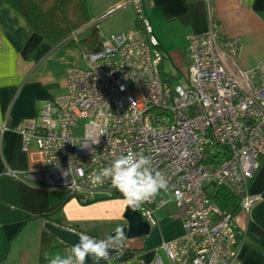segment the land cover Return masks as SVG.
<instances>
[{
  "label": "built area",
  "instance_id": "2783aa9c",
  "mask_svg": "<svg viewBox=\"0 0 264 264\" xmlns=\"http://www.w3.org/2000/svg\"><path fill=\"white\" fill-rule=\"evenodd\" d=\"M202 1L211 14L212 0ZM128 8L138 29L98 33L101 49L84 56L85 69L67 72L66 93L17 128L30 170L9 175L87 206L96 197L122 195L110 180L93 185L92 172L120 155L142 153L168 180V191L160 193L172 196L184 221L180 237L155 249V264H164L160 252L168 264H245L235 216L216 198L229 193L246 215L263 199L250 196L249 186L264 158V62L242 71L241 40L221 38L210 28L187 36V68L171 85L163 77V56L144 0H128L117 10ZM167 204L155 197L137 209L156 227L155 213ZM71 250L64 247V256ZM115 250L109 264L125 256L122 248Z\"/></svg>",
  "mask_w": 264,
  "mask_h": 264
},
{
  "label": "crops",
  "instance_id": "0c3cea01",
  "mask_svg": "<svg viewBox=\"0 0 264 264\" xmlns=\"http://www.w3.org/2000/svg\"><path fill=\"white\" fill-rule=\"evenodd\" d=\"M144 8L160 50H165L162 55L167 56L176 73L172 77L163 72V76H171L174 83L187 68V36L210 28L221 38L241 40L238 65L242 71L253 70L264 62V0H212L211 14L202 0H144ZM98 33L101 31L93 26L80 35L84 36L82 40L77 37L79 42L93 35L91 46L78 48L41 40L29 52L32 31L25 19L7 6L0 10V264H49L54 256H64V247L51 240L44 229L46 223L97 240L109 238L121 226L125 208L115 222L95 229L98 236L85 233L78 220L83 208L68 194L29 185L9 175L30 170L17 128L34 122L48 102L66 93L67 65L86 67L81 53L101 49ZM60 63L65 66L62 78L56 77ZM249 194L263 199L249 215L236 214L238 234L243 241L245 264H264V158ZM156 200L168 203L155 213L158 226L151 227L149 236L125 240L122 249L130 254V259L117 264H155V249L182 235L184 221L172 196L159 193ZM159 255L168 264L165 255Z\"/></svg>",
  "mask_w": 264,
  "mask_h": 264
},
{
  "label": "clouds",
  "instance_id": "9594fccd",
  "mask_svg": "<svg viewBox=\"0 0 264 264\" xmlns=\"http://www.w3.org/2000/svg\"><path fill=\"white\" fill-rule=\"evenodd\" d=\"M89 180L93 185L110 180L127 205L134 210L144 203L151 202L161 191L167 192L169 188L166 177L155 171L151 158L142 153L129 152L127 155H120L110 166L99 172H92ZM120 240L122 237L119 235L117 238L100 240L83 235L80 242L73 246L70 255H56L49 264H86L88 259H91L93 264H100L101 260L107 261L109 250Z\"/></svg>",
  "mask_w": 264,
  "mask_h": 264
},
{
  "label": "trees",
  "instance_id": "16d2710c",
  "mask_svg": "<svg viewBox=\"0 0 264 264\" xmlns=\"http://www.w3.org/2000/svg\"><path fill=\"white\" fill-rule=\"evenodd\" d=\"M5 6L21 15L29 25L32 31L27 45L29 52L41 40L53 45H76L78 48L93 44V35L83 41L66 42L72 35L91 24L88 0H0V10ZM216 203L223 211L233 216L240 212V200L227 192L219 193ZM128 259L130 254L125 253L118 263H124Z\"/></svg>",
  "mask_w": 264,
  "mask_h": 264
},
{
  "label": "rangeland",
  "instance_id": "374dc122",
  "mask_svg": "<svg viewBox=\"0 0 264 264\" xmlns=\"http://www.w3.org/2000/svg\"><path fill=\"white\" fill-rule=\"evenodd\" d=\"M127 1L128 0H88V7L91 16V24H90L92 25L91 27L93 26L97 27L98 30H100L101 33H103L106 36L116 35V34L132 31L133 29H138L139 25L138 23L136 24V14L132 8H128L121 12L116 11L114 15L102 19V17H104L110 10L114 9L120 4H125ZM135 25L137 26L135 27ZM83 30H86V28ZM91 31H89L87 35H89ZM95 33L97 32L95 31ZM83 38L84 36L82 37L79 36L78 39L82 40ZM70 39L71 38H69L66 42H68ZM162 49H161V53L164 55L165 53L163 52H165V50ZM86 54L88 53L83 51L81 53V56L84 57L86 56ZM64 67L65 66L63 63L57 65L56 77H61V78L63 77ZM85 68L86 67L83 65L78 67L74 65H67L66 70L68 69L67 70L68 72L71 69H85ZM163 72L164 75H171V76L173 75L172 77L176 75V73L172 69L171 64L169 63V60L167 59V56H163L162 73ZM171 76H168L167 78H165L164 76L163 77L165 81L173 85L174 82ZM78 127L79 128L76 131V135L78 137H81L82 129L84 127V122L80 121L78 123ZM73 200L78 205H80L81 208H83V211H80L78 213V220L82 222V224L79 225L81 231L85 233H90L92 236H98L96 235L95 229L99 227H103L105 225L112 224L113 222L116 221V219H118L120 215V211L123 208H125L126 211V208L128 207L122 195L116 196L113 199L105 198V197H96L95 202L87 206H82L80 203H78L76 199ZM124 214H122V217L124 216Z\"/></svg>",
  "mask_w": 264,
  "mask_h": 264
},
{
  "label": "water",
  "instance_id": "95a60500",
  "mask_svg": "<svg viewBox=\"0 0 264 264\" xmlns=\"http://www.w3.org/2000/svg\"><path fill=\"white\" fill-rule=\"evenodd\" d=\"M121 225L118 230L110 235L111 238H117L119 235L122 240L109 250V256L107 261L101 260L100 264H109L111 257L117 254L116 248H122L123 242L125 240H135L143 238L150 235L151 226L144 221L142 215L139 213L138 209H132L130 206L126 208L125 214L121 220ZM44 229L50 236L51 240L60 242L63 247L73 248L74 245L80 242V235L77 233L69 232L68 230L62 229L59 226L46 223L44 224ZM109 237V238H110ZM86 264H93L91 259L86 261Z\"/></svg>",
  "mask_w": 264,
  "mask_h": 264
}]
</instances>
